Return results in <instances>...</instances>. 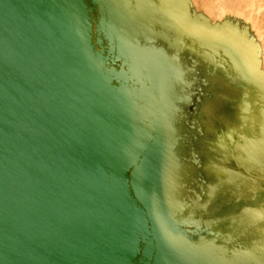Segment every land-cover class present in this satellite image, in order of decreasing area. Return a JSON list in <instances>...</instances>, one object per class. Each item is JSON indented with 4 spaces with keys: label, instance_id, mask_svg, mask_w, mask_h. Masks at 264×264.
<instances>
[{
    "label": "water",
    "instance_id": "1",
    "mask_svg": "<svg viewBox=\"0 0 264 264\" xmlns=\"http://www.w3.org/2000/svg\"><path fill=\"white\" fill-rule=\"evenodd\" d=\"M263 125L262 48L237 16L0 0V264H214L260 209L217 214L233 193L213 191L210 147Z\"/></svg>",
    "mask_w": 264,
    "mask_h": 264
},
{
    "label": "rangeland",
    "instance_id": "2",
    "mask_svg": "<svg viewBox=\"0 0 264 264\" xmlns=\"http://www.w3.org/2000/svg\"><path fill=\"white\" fill-rule=\"evenodd\" d=\"M192 1L197 10L203 11L213 21L218 20L216 13L222 16L220 19L231 14L232 16L243 19L245 23L249 24L257 40L260 42L264 68V0H251L240 6V8L235 7V9L228 14L223 13L224 6H227L225 5L227 0ZM196 3L198 4L196 5ZM248 117L249 128L251 129L255 122V118L251 112ZM227 153L229 155H235L236 160L244 163L247 170L263 169L264 125L259 136L252 135L249 136V138L243 139L240 144L231 145L225 150L224 154L227 155ZM238 173L239 172L232 171L227 173L228 179H230L229 184L233 185L234 180L240 183L244 182V177ZM231 221L235 224V228H238V234H248V237L244 241L237 242V236H232V240L228 239L226 245L220 247L210 243L209 248L214 249L218 256V258L214 260V264H264V214L258 209H252L245 212L243 211L240 216Z\"/></svg>",
    "mask_w": 264,
    "mask_h": 264
},
{
    "label": "flooded vegetation",
    "instance_id": "3",
    "mask_svg": "<svg viewBox=\"0 0 264 264\" xmlns=\"http://www.w3.org/2000/svg\"><path fill=\"white\" fill-rule=\"evenodd\" d=\"M257 112V111H256ZM257 116L259 114H256ZM235 138H237L235 136ZM221 146V145H220ZM209 150L211 158L209 159V169L213 175L221 177V184L223 189H215L214 192H232L227 195L226 199H218L216 203H221V211L218 215L237 213L245 206L258 207L264 214V168L261 170H247L244 163L238 162L235 155H225V148L218 147L219 153L214 152L215 145ZM228 152V151H227ZM239 172L244 177V182L234 180L233 185L229 184L227 173ZM218 178L214 177L213 182H220Z\"/></svg>",
    "mask_w": 264,
    "mask_h": 264
},
{
    "label": "bare ground",
    "instance_id": "4",
    "mask_svg": "<svg viewBox=\"0 0 264 264\" xmlns=\"http://www.w3.org/2000/svg\"><path fill=\"white\" fill-rule=\"evenodd\" d=\"M230 1V2H229ZM251 0H227L226 2H225V5H227V6H224L225 8H224V11H223V13H230V11H232L233 9H235V7H239L240 8V6H242L243 4H245V3H247V2H250ZM252 1H255V0H252ZM198 3H196V5H197ZM210 7V6H209ZM210 12H212V11H210ZM209 13V12H208ZM216 13V12H215ZM216 15L218 16H215V17H217V19L218 20H221L220 18L222 17V16H220L219 14H217L216 13ZM229 15H231V14H229ZM251 20V19H250ZM261 39V38H260ZM263 57H264V55H263Z\"/></svg>",
    "mask_w": 264,
    "mask_h": 264
}]
</instances>
